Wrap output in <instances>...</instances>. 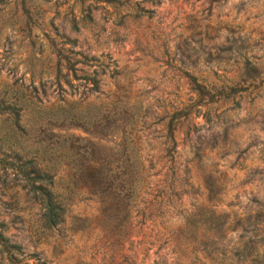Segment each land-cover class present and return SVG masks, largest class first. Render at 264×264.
<instances>
[{
	"label": "rangeland",
	"instance_id": "1",
	"mask_svg": "<svg viewBox=\"0 0 264 264\" xmlns=\"http://www.w3.org/2000/svg\"><path fill=\"white\" fill-rule=\"evenodd\" d=\"M138 2L0 5V94L50 78L58 61L78 77L64 95L70 103L102 112L122 102L146 114L132 133L146 178L133 180L126 215L82 190L48 228L22 190L17 203L0 194L5 235L22 247L18 264H264V0L140 3L149 18L133 16ZM245 61L257 68L253 79L241 74ZM93 78L99 91L89 94ZM197 84L233 90L208 102ZM47 86L43 106L56 101ZM178 108L187 115L171 158L164 125Z\"/></svg>",
	"mask_w": 264,
	"mask_h": 264
},
{
	"label": "trees",
	"instance_id": "2",
	"mask_svg": "<svg viewBox=\"0 0 264 264\" xmlns=\"http://www.w3.org/2000/svg\"><path fill=\"white\" fill-rule=\"evenodd\" d=\"M10 1L0 0V5L5 6ZM25 1L12 0L13 4L19 3L21 7ZM73 1L83 3L85 0ZM143 2L156 5L159 0H140L133 16L147 13L146 17H150L148 13L153 10L144 9L140 4ZM91 12L87 7L84 18L92 20ZM129 14L125 11L120 17ZM26 18L29 19L27 14ZM74 24L73 21V27ZM70 42L74 43V40ZM244 63L241 74L253 79L257 68L248 61ZM62 69L67 72L62 74ZM51 73L50 78L42 80L39 76L35 83L11 85L0 94V194L7 192L8 198L17 203V192L22 190L29 200L38 204V219L48 228L63 220L71 197L82 190L100 201L105 199L126 215L129 206L126 200L132 191L133 180L141 176L142 180L146 178V175H140L136 165L138 149L135 143L138 138H133L132 134L139 131L138 123L145 119V112H132L122 102H112L110 108L102 112L83 107L79 100L70 103L64 95L71 92L72 81L78 77L72 72V78H69L67 67L58 61ZM97 83L94 78L91 80L87 86L89 94L99 91ZM46 85L55 94L56 101L43 106L41 97L46 93ZM232 90V85L197 84L195 94L206 96L207 101L212 102L225 98ZM181 111L182 108L176 109L164 125L165 150L171 158L175 152L177 121L187 115ZM23 116L30 119L23 122ZM69 128H79L87 134L75 135L68 132ZM112 138L116 143L106 147V142ZM150 168L152 164L148 166ZM115 197L120 200L112 203ZM4 213L0 210V258L5 257L8 264H18V256L23 254L22 247L5 235ZM212 221L219 227L223 223L221 219Z\"/></svg>",
	"mask_w": 264,
	"mask_h": 264
}]
</instances>
